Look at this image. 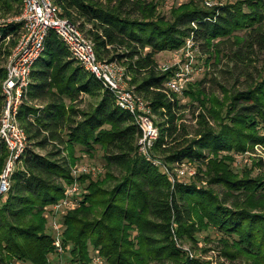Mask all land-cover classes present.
Returning a JSON list of instances; mask_svg holds the SVG:
<instances>
[{
	"label": "trees",
	"instance_id": "16d2710c",
	"mask_svg": "<svg viewBox=\"0 0 264 264\" xmlns=\"http://www.w3.org/2000/svg\"><path fill=\"white\" fill-rule=\"evenodd\" d=\"M54 1L59 14L78 23L81 30L85 23H92L87 33L97 44L99 58H105L108 45L126 47L131 85L149 100L153 113L166 116L157 124L160 134L153 151L165 163L196 162L198 172L192 181L172 185L160 166L141 156L137 150L140 132L132 116L115 104L101 83L71 57L62 39L50 32L43 52L47 59L34 67L35 81L28 92L48 104L42 109L23 102L19 121L29 140L41 138L44 132L58 139L68 159L27 148L24 168L15 171L13 185L0 204V264H49L54 245L46 208L62 199L73 182L71 166L77 161L78 147L90 156L99 147L106 171L97 178L80 177L88 181V190L80 205L62 220L63 244L70 256H64L67 264H91L94 252L107 264H151L164 259L169 264H210L189 258L175 243L173 216L179 237L198 241L197 231L214 228L226 258L264 264V171L253 175L255 166L243 171L233 167L235 154L264 146V0H235L213 8L189 0L172 7L170 16L161 15L152 0ZM22 7V0H0V49L9 38L6 60L21 32L22 23L15 18ZM190 35L213 65L225 58L228 68L218 69L223 80L234 79L235 86L244 88L231 90L225 81L210 79L222 93L217 97L214 91H205L203 80L188 84L183 92L204 112L198 113V127L187 138L174 136L180 130L177 120L183 106L175 93L171 99L162 91L171 71L158 73L154 55L181 47ZM139 49L148 51L142 55ZM5 76L2 67L0 109ZM81 93L97 98V103L77 120L73 103ZM180 125L185 132V125ZM46 141L43 138L36 145ZM7 155L0 143V172ZM200 178L210 185L200 184ZM214 184L225 188L227 198L219 199L207 189Z\"/></svg>",
	"mask_w": 264,
	"mask_h": 264
},
{
	"label": "built area",
	"instance_id": "2783aa9c",
	"mask_svg": "<svg viewBox=\"0 0 264 264\" xmlns=\"http://www.w3.org/2000/svg\"><path fill=\"white\" fill-rule=\"evenodd\" d=\"M22 13L15 19L22 23L21 32L10 55L2 81L3 104L0 112V143L8 155L0 172V203L13 185V175L18 169L24 154L29 147L26 130L19 121L20 107L27 97L31 85L32 71L43 54L50 32L56 33L68 48L71 57L81 65L84 71L94 76L114 99L115 104L128 112L138 128V153L156 166H160L172 185L184 176L193 177L185 162L178 163L176 173L168 163L153 153L159 137V126L155 123L152 106L146 98L136 93L131 85L129 71L116 60L101 59L95 52L93 42L88 39L77 24L62 17L54 0H22ZM205 7L213 8L219 0H204ZM221 5V4H220ZM195 25L194 23H192ZM199 51V45L192 35L186 37L184 44L174 50L169 64L162 66V72L171 71L163 83L162 91L168 97L183 90L187 80L191 79L200 68L194 66L193 52ZM100 167L83 164L71 169L73 182L66 188L65 195L58 202L46 208L48 228L53 239L54 254L49 257V264H67L64 258L66 247L63 244V218L69 210L78 206L85 190L78 182L83 174H98ZM48 212V213H47ZM54 256V257H53ZM91 264H107L98 253L92 254Z\"/></svg>",
	"mask_w": 264,
	"mask_h": 264
},
{
	"label": "rangeland",
	"instance_id": "374dc122",
	"mask_svg": "<svg viewBox=\"0 0 264 264\" xmlns=\"http://www.w3.org/2000/svg\"><path fill=\"white\" fill-rule=\"evenodd\" d=\"M97 1L101 2L102 4H105L106 2H108V0H97ZM146 1H151V0H146ZM152 1L157 3L158 12L161 15L170 16V10L172 7H178L181 4L188 2L189 0H152ZM197 1H199L200 5L205 6L204 0H197ZM233 1H235V0H219L220 4H224L226 2H233ZM75 24L78 25V23H75ZM84 27H85L84 31L81 29L80 30L83 31L85 36L93 42L94 47L96 48L97 44L95 43L93 36L87 33V31L89 29H92V23L87 22V23H85ZM8 42H9V38L6 39L4 46L2 47V49H0V68L6 66L8 60L10 59V55L12 54V52L14 50V47L11 50L9 49L10 55L7 56V60H6V50H8V48H6V46H8L7 45ZM139 50H140V53L142 55H144L148 51V49H145V50L139 49ZM126 52H128V50L124 46L108 45V52L106 51L103 57H105V59H109V60L116 59L121 64V66L125 69V67L128 66L127 62H125L126 57H124V54H126ZM193 55H194V60H195L194 66L196 68H200V70L198 73L194 72V75L192 76V78L186 81L184 88H187L188 84H192L196 81L203 80L204 84L202 85V87H204L206 92L214 91L213 95H215L217 97H222V93L220 91L219 86L210 82V79H214V81H220V82L225 81L222 79L220 72L218 71V69H220V68H228L225 58L221 59L220 63L213 65L212 64L213 59L208 60L207 55L202 53L200 50L198 52H197V50H195L193 52ZM172 56H173V53L171 51H162V52L156 53L154 55L155 62L157 64V68H156L157 70L156 71L158 73H162V71H163L162 66L164 64H169ZM46 59H47V55L45 53H43L40 56V58L38 59L37 64L35 65V69H36V67L38 68V66H37L38 63H41ZM126 70L128 71L127 68H126ZM130 75L132 76V73H130ZM34 81L35 80H33V78L31 77V82L33 83ZM225 84L231 90H234L235 88H238V89L244 88L243 87L244 85H240V84L238 86H235L236 83L234 82V79L226 80ZM184 88H183V90H184ZM183 90L179 93H175L176 97L179 100V104H181V106H183V107L178 112V114H180L181 117L177 120V124H178L177 130H179V129L180 130L178 132L174 133V136L184 134L185 137L191 138V137H193L194 131L198 127L197 115L200 111L201 112H204V111H202L201 106L197 103V101H195L191 97L187 96L183 92ZM1 95H2V82H1ZM173 97H175V96L172 95L171 99H173ZM2 98H3V96H2ZM24 102H27L29 105H31L35 108H42V109L46 104H48L47 103L48 100L43 101L40 98H32V97H30L29 93H27V97L24 99ZM69 102L70 101L68 100L66 104L68 105ZM96 103H97V98H95L93 96H89L88 94L81 93L73 103V105L75 106V108L78 112L76 119L77 120L81 119V112L91 110L93 108V106L96 105ZM42 109L40 111L41 115L44 114V111H42ZM0 112H1V109H0ZM158 112H160V110ZM165 119H166V116L160 117L158 115V113H154V120H155L156 124L163 122ZM208 120H209V124L212 127L218 128V124L215 121H213L211 118H208ZM180 124L185 125V127H186L185 132L182 131V125H180ZM43 138H47L46 143L43 144L42 146L36 145L38 143V141L41 142V140H43ZM168 140L170 141V140H172V138H168ZM29 147L31 149H34V151H36L40 154L57 153L56 158L68 159V153L65 149V145L60 143L58 141V139L51 138L49 133H47V132H44L42 134V137L39 139L29 140ZM203 152L205 155L208 154V151L206 149H204ZM153 153H154V155L159 156V154H157V152L153 151ZM76 156L78 157L77 161L75 162L74 165L71 166V169L76 167V166L83 165V164H90V165L100 167L101 171H99V173L95 174V175L94 174H83V175H88L91 178H97L98 176H102L105 173L106 170H105V166H104L105 164H104V158H103V151L99 147L97 148L96 152L92 156H90L88 154H82L79 150V147H78V149L76 151ZM183 162H185V164L189 168V171H194V173H195L194 176H195L196 172H198V164L196 162L187 161V160H184ZM260 162L262 163V166H259ZM178 163L179 162H177V161L168 163V166L173 173L174 172L176 173ZM253 166H255V169L252 172L253 175L258 173V171H260V170L264 171V146L256 145L253 147V150L243 151V152H240L238 154H235V160H234V164H233L235 171H243L244 168H252ZM18 168L23 170V168H24L23 158H22L21 162L18 164ZM83 175H81V176H83ZM80 177H79L78 182L80 184L81 189L85 190V193H86L88 190L86 187L88 184V181L87 180H85V181L81 180L80 181ZM180 180H183L185 182H190V181H192V177L184 176V178H182ZM198 182L202 185H205V186L210 185V183L205 181L204 178H200ZM67 187L68 186H66V188ZM207 189H212L215 193H217L219 195V199L220 198L221 199L227 198L224 196L225 188L222 185L214 184V185H211V188H207ZM171 191L174 192L175 188H171ZM173 194H175V192ZM171 196H170V199H171ZM4 200H5V198H3L2 202H4ZM226 202H229V201H226ZM179 204H183V202H180ZM78 206H76L75 208H77ZM71 210H73V209H71ZM172 222H173L171 225L172 226V228H171L172 238L175 241V243L178 244V246L180 248H182L184 251H186L189 258H194V257L200 258L204 261L210 262V264H219V263H223V264H245V260L242 258H236L233 261H231L230 259L225 257V255L222 252L223 250L221 248V245L219 244L218 238L220 237V233L218 230H216L214 228H208V229L197 231L196 234L198 237V241H191L190 239H188V237L184 236V238H182V237H179L177 235V233H175L176 232L175 226H177V223L174 220V216L172 218ZM65 247L67 250L68 247L67 246H65ZM69 257L70 256L67 253L66 258L68 259ZM4 264H6V263H4ZM14 264H15V262H14ZM151 264H169V260L164 259L162 261H153Z\"/></svg>",
	"mask_w": 264,
	"mask_h": 264
}]
</instances>
